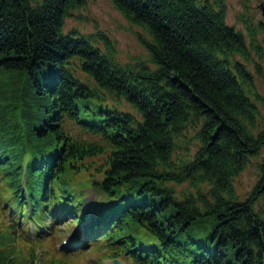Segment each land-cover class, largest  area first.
<instances>
[{"label":"trees","instance_id":"16d2710c","mask_svg":"<svg viewBox=\"0 0 264 264\" xmlns=\"http://www.w3.org/2000/svg\"><path fill=\"white\" fill-rule=\"evenodd\" d=\"M111 1L148 61L64 32L87 0H0L4 205L40 235L70 218L64 252L93 248L97 264H264V95L226 0ZM86 184L102 195L91 205Z\"/></svg>","mask_w":264,"mask_h":264},{"label":"rangeland","instance_id":"374dc122","mask_svg":"<svg viewBox=\"0 0 264 264\" xmlns=\"http://www.w3.org/2000/svg\"><path fill=\"white\" fill-rule=\"evenodd\" d=\"M226 5L228 25L242 31L247 38L251 55L250 61L246 64L254 74L257 89L264 95V29L261 27V23L264 24V0H226ZM247 26L252 29L254 36L250 35ZM72 31L85 36L105 34L114 44L117 58L122 64H136L140 60H149V54L138 38V33L142 35L144 31L131 25L114 8L111 0H87L85 6L74 11L66 19L64 32ZM254 40L259 49L252 48ZM97 42L103 48V43L99 40ZM237 59L245 62L239 57ZM257 66L261 67L260 74L256 70ZM123 105L125 110L133 112L127 104ZM102 158L95 161L89 160V162L97 167ZM259 163L260 158L253 159L247 169L235 180V188L241 199L247 198L257 184ZM88 175L90 173L86 172L83 176ZM100 176L97 175L93 182L98 181ZM88 183L90 184L91 181ZM89 184H86L85 189L88 205H91L94 201L100 200L102 195ZM188 189V184L177 187L178 192ZM3 202L4 197L0 194V264H30L31 262L33 264H97L101 255L97 254L93 248L81 253L64 252V247L68 246L64 244V241L70 239L72 235L66 226V223L71 221L70 218L66 222H61L59 231H55L54 234H50L45 228L41 230L42 235L35 232L33 237L31 223H34V220H30L29 223L22 221L20 215L14 213L17 216L16 220ZM34 230L38 231L39 228L36 227Z\"/></svg>","mask_w":264,"mask_h":264},{"label":"water","instance_id":"95a60500","mask_svg":"<svg viewBox=\"0 0 264 264\" xmlns=\"http://www.w3.org/2000/svg\"><path fill=\"white\" fill-rule=\"evenodd\" d=\"M263 15H264V8H263ZM264 25V24H263ZM116 263L118 264V261H116Z\"/></svg>","mask_w":264,"mask_h":264}]
</instances>
